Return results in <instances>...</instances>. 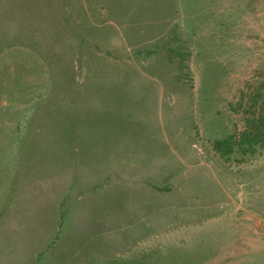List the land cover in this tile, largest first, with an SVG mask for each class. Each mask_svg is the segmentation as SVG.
Segmentation results:
<instances>
[{
  "label": "rangeland",
  "instance_id": "374dc122",
  "mask_svg": "<svg viewBox=\"0 0 264 264\" xmlns=\"http://www.w3.org/2000/svg\"><path fill=\"white\" fill-rule=\"evenodd\" d=\"M0 264H264V0H0Z\"/></svg>",
  "mask_w": 264,
  "mask_h": 264
}]
</instances>
